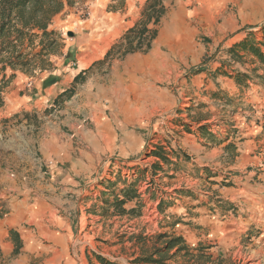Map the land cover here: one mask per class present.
Returning a JSON list of instances; mask_svg holds the SVG:
<instances>
[{"label": "crops", "instance_id": "obj_1", "mask_svg": "<svg viewBox=\"0 0 264 264\" xmlns=\"http://www.w3.org/2000/svg\"><path fill=\"white\" fill-rule=\"evenodd\" d=\"M188 1L197 3L193 7L197 11L194 18L203 32L215 34L214 49L221 42L225 45L224 56L215 62L211 72L227 59V49L233 43L264 24V0ZM172 30V38L180 39L179 31ZM186 33L184 43L176 44L175 53H188L195 32L188 26ZM261 36L256 34L257 39ZM197 47L200 54L207 52L206 47ZM67 49L65 47L59 57L51 58L53 65L49 70L35 77L10 69L13 76L9 78L7 68L0 70V248L3 256L9 257L8 264L82 261L83 251L90 246L91 237H95L102 224L125 217L115 214L110 206L115 196L122 198L123 184L119 176L114 181L101 180L103 185L99 183L100 178L82 177H88L103 154L117 151L129 157L140 153L144 138L125 130L117 134L115 126L101 116H95L94 126L85 131L77 128L78 119L68 112L45 116L42 111L31 110L67 89L74 76L95 60L74 67L78 54L66 58ZM262 50L264 52V47ZM259 66L250 56L243 55L239 62L222 68L227 73L251 75L257 73ZM3 76L4 80L9 78L4 84ZM203 77L207 83L205 89L210 83L207 75ZM211 81L213 86L206 93L217 97L218 109L210 110L207 106L201 109L204 114L193 121H188L186 109L176 115L181 119L176 122L178 125L192 126L188 132H182L176 148L170 145L172 150L190 157L186 162L188 168L170 170L168 177L173 178H159L164 175L160 171L155 175L149 172L151 178H135L138 180L137 196L125 201L123 207H138L143 202L141 188L148 187L151 181L157 188L148 191V197L154 198L158 208L162 204L159 210L166 220L167 233L181 236L191 252L194 247L211 244L206 254L220 255L224 260L219 264H230L240 250H246L247 258L252 260L249 264H263L264 166L257 175L244 170L264 162V125L262 120L257 122L259 115L264 114V84H261L264 80L257 83L247 79L239 85L233 77L218 75ZM58 86L61 87L56 90ZM232 101L235 103L230 107ZM239 105H243V109ZM33 114L44 119L35 133L23 118ZM262 118L264 121V116ZM63 125L68 129H63ZM202 125L206 126L208 134H201L199 127ZM152 137L148 147L155 149L150 143L159 139L162 143L164 135L157 132ZM229 144L232 148H228ZM150 151L148 149L147 154ZM147 154V159L155 158L150 164H144L150 168L158 158ZM49 160L55 163L47 166ZM138 169L142 168L134 171ZM227 174L228 178H223ZM90 182L95 184L87 192ZM85 193L94 199L83 196ZM85 207L91 209L85 210ZM172 222H176L174 226L169 225ZM10 230L18 233L22 243L13 258H10L14 247ZM205 264L214 262L207 260Z\"/></svg>", "mask_w": 264, "mask_h": 264}, {"label": "rangeland", "instance_id": "obj_2", "mask_svg": "<svg viewBox=\"0 0 264 264\" xmlns=\"http://www.w3.org/2000/svg\"><path fill=\"white\" fill-rule=\"evenodd\" d=\"M145 1L124 0L125 6L114 12L110 11V7H120L118 0H74L73 4L59 13L49 26V29L57 32L59 43L62 44L60 52H63L65 47L71 46L73 53L71 58L78 54L74 67L87 65L89 61L95 60L85 67V80L77 85L75 94L69 100L63 103L54 102L56 97H51L40 107H32L31 110L42 111L45 116L68 112L78 119L77 128L85 131L94 126L95 116H101V118H107L115 126L117 134L125 130L128 133H139L144 138L143 151L141 150L140 153L129 157L122 156L117 151L103 154L96 168L88 177L82 178L94 180L107 178L112 171L116 170L115 178L117 176L122 178L118 172L119 168L130 171L137 167L146 168L144 164H150L155 160L152 156L147 159L145 155L149 149V140L157 132L164 135L163 142L161 143L162 140L159 139L150 144L156 147L154 150L158 147L168 146L170 149L165 148L163 151L167 156L172 157L171 150L176 148V143L182 132H188L192 127L188 125L186 126L188 128L185 129L178 125L176 122L181 119L176 115L186 109L188 121H193L204 114L205 111L202 110L205 107H210V110L219 108V103L215 100L217 97H214L211 92L206 93V91L213 86L211 79H216L212 74L208 75L209 71L211 72L215 62L224 56L225 45L224 42H221L218 45L221 48L214 49L215 34L204 33L201 25L194 18L197 13L196 9H193L195 5L197 6L195 2L188 0L165 1L166 13L157 26L158 35L148 53H131L120 57L122 49L115 47L108 58L104 59L106 52L118 43L125 28L133 25L139 18ZM218 23H222L221 18H218ZM188 26L190 31L195 32L189 42L188 53L184 55L175 53L176 44H183L184 38L187 37ZM173 27L174 30H172ZM175 29L179 31L180 36V39L176 41L171 34V30L174 32ZM69 32L71 35H68ZM199 45L206 47L207 52L200 54L197 50ZM35 48L37 45L32 49H27L26 52L32 53ZM54 57H59V54L48 57L52 65L51 58ZM226 57L224 62L229 63L231 57L228 52ZM50 68L51 66L47 64L43 69L34 67L31 72L25 71L24 73L35 77L43 70ZM257 68L256 75L258 76L253 75V80L260 83L264 80V68L261 65ZM7 70L9 76L10 68ZM206 75L210 85L203 89L207 85L203 79V76ZM59 87L61 86H58L56 90ZM262 91L264 95V87H262ZM220 100L224 102L223 99ZM234 103L233 101L229 103L230 107ZM243 107V105H239L240 109ZM61 115L63 116V114ZM263 116L264 114H260L257 122L262 120L264 125ZM23 118H26V124L31 126L34 133L44 122V119L37 118L35 114L25 115ZM62 127L68 129L66 125ZM210 141L213 142L211 139ZM263 166L264 162L247 166L244 172L257 175L262 172ZM185 167L188 168L187 164ZM147 175V178H151L149 172ZM159 178L173 177L160 175ZM223 178H228V174ZM93 184L95 183H88L87 192L93 189L91 188ZM156 188L157 186L151 181L148 187L142 186L141 192L144 195L140 205L144 208L139 210V215L134 217L125 215L123 219H114L103 223L100 231L94 234L95 237H91L90 246H86L83 251L82 261L76 260L66 264H88L89 260L96 262L92 254L93 251L118 264H134L132 260L135 257L150 252L155 236L169 231L166 220L153 202L154 198L148 197L150 190ZM83 196L90 197L91 200L94 199L89 193H85ZM85 208L88 210L90 207ZM211 246L213 245L205 244L198 249L192 247L196 251L192 250L191 256L179 253L167 264H205L207 260L219 264L224 260L220 255L206 254V248ZM9 260V257H6L5 264H8ZM250 262L252 260L247 258L246 250H240L235 254V258L231 259L230 264H249Z\"/></svg>", "mask_w": 264, "mask_h": 264}, {"label": "trees", "instance_id": "obj_3", "mask_svg": "<svg viewBox=\"0 0 264 264\" xmlns=\"http://www.w3.org/2000/svg\"><path fill=\"white\" fill-rule=\"evenodd\" d=\"M165 1L146 0L139 18L124 32L119 38L118 43L106 52L104 59L108 58L115 47L122 49L120 57L131 53H147L157 37V26L166 12ZM73 2L74 0H0V70L3 71L6 68H10L11 70L18 69L23 72H31L34 67L43 69L47 64L52 66L48 57L56 54L61 55L60 48L62 44L59 43L57 32L49 29V26L53 19L66 7H70ZM118 2L120 7L111 6L110 11H116L125 6L124 0H118ZM249 33V36L233 43L228 48L227 52L231 57V61H228L229 63L222 62L221 66L216 68L212 73L213 77H217L220 74L228 75L229 77H233L239 85L244 84L247 79H253V75H256V72H253L251 75L244 72L232 74L225 72L222 68L224 65L230 66L232 62H239L243 55L250 56L253 62L264 66V52L262 50V47H264V24L259 28L252 29ZM257 33L262 35L258 39L256 38ZM35 45H37V48L32 53L26 52L27 49H32ZM72 54L71 46H69L65 57H71ZM85 73L86 70L84 69L76 74L70 86L57 95L54 102L60 101L63 103L69 100L75 94L77 85L84 82ZM12 76L13 74L9 78ZM259 76L262 78L261 75ZM9 78L4 80L3 76L1 78L3 84ZM184 128L187 129L185 126ZM199 131L203 135L208 134L205 125L200 126ZM228 148H232L231 144H229ZM150 154L159 160L152 163L150 168H142L138 171L132 169L128 179H121L123 187L120 189V194L122 198L115 196L110 202V206L113 208L115 214L128 215L130 217L138 216L141 205L129 209L123 207L125 201L137 196L136 185L138 180L147 178L148 172L155 175L157 171H160L168 176L170 170L174 172L186 170V162L190 159L189 156L182 152L180 153L178 150H171L173 156L169 157L164 153L162 147L150 151L147 155ZM135 178H138V180ZM99 183L103 184V181L100 180ZM161 205H159V208ZM175 223L172 222L169 225L174 226ZM9 233L14 244L10 254V258H13L19 253L22 243L16 231L10 230ZM179 253L192 255L190 248L181 236L164 232L155 236L150 252L135 257L132 263L167 264L169 260L175 258ZM92 254L96 262L89 260L88 264H118L94 251ZM0 264H5L1 248Z\"/></svg>", "mask_w": 264, "mask_h": 264}, {"label": "built area", "instance_id": "obj_4", "mask_svg": "<svg viewBox=\"0 0 264 264\" xmlns=\"http://www.w3.org/2000/svg\"><path fill=\"white\" fill-rule=\"evenodd\" d=\"M150 150H154L153 148H152V146L149 148ZM53 163H55L54 162V160H49V161H47V166L48 165H51V164H53ZM116 164H118V162L116 161ZM116 172H117V170L116 171H112L111 172V175L110 176H107V177H109V178H100L99 180H111V181H114L115 180V175H116ZM119 174L121 175V179H128L129 177H130V174H131V172H130V170H128V169H125V168H119ZM11 176H14V173L13 172H11ZM113 177V178H112Z\"/></svg>", "mask_w": 264, "mask_h": 264}, {"label": "water", "instance_id": "obj_5", "mask_svg": "<svg viewBox=\"0 0 264 264\" xmlns=\"http://www.w3.org/2000/svg\"><path fill=\"white\" fill-rule=\"evenodd\" d=\"M68 35H71V33L69 32Z\"/></svg>", "mask_w": 264, "mask_h": 264}]
</instances>
